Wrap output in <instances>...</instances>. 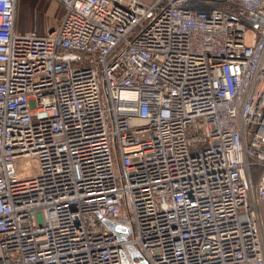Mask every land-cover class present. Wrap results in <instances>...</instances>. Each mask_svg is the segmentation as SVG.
Segmentation results:
<instances>
[{"label": "built area", "instance_id": "2783aa9c", "mask_svg": "<svg viewBox=\"0 0 264 264\" xmlns=\"http://www.w3.org/2000/svg\"><path fill=\"white\" fill-rule=\"evenodd\" d=\"M50 1L0 0V264H264V0Z\"/></svg>", "mask_w": 264, "mask_h": 264}, {"label": "rangeland", "instance_id": "374dc122", "mask_svg": "<svg viewBox=\"0 0 264 264\" xmlns=\"http://www.w3.org/2000/svg\"><path fill=\"white\" fill-rule=\"evenodd\" d=\"M21 1L22 0H19L18 3ZM21 9H23V11ZM17 11L18 26L20 31H38L40 34H45L49 30L51 31L55 29L64 13L50 0H39L38 7L36 8H33L31 2H26V7H17ZM21 168L27 169L28 174L31 175L38 173V167L34 164H31L29 160H25L23 163H21ZM105 225L111 232L118 236H130L132 234L131 229L123 224L106 221ZM129 252L132 258L136 260H140L142 258L141 252L134 245L129 247Z\"/></svg>", "mask_w": 264, "mask_h": 264}, {"label": "trees", "instance_id": "16d2710c", "mask_svg": "<svg viewBox=\"0 0 264 264\" xmlns=\"http://www.w3.org/2000/svg\"><path fill=\"white\" fill-rule=\"evenodd\" d=\"M19 1V0H18ZM26 2H31L33 8H36L38 7V3H39V0H22L20 3H18V8L22 7V8H25L26 7ZM23 11V9H21ZM61 10V9H60ZM18 29H19V26H18ZM20 31V29H19ZM21 32H24L21 30ZM26 32V31H25Z\"/></svg>", "mask_w": 264, "mask_h": 264}]
</instances>
